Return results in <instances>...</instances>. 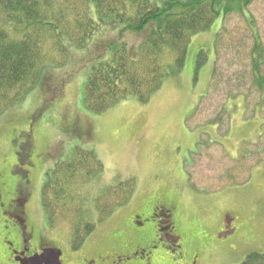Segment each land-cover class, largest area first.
<instances>
[{"label": "rangeland", "instance_id": "obj_1", "mask_svg": "<svg viewBox=\"0 0 264 264\" xmlns=\"http://www.w3.org/2000/svg\"><path fill=\"white\" fill-rule=\"evenodd\" d=\"M244 12L247 17L230 12L192 37L183 68L164 78L146 103L129 98L98 114L84 108L90 65L108 55L102 46L116 37L104 28L84 48L72 49L62 67L44 68L28 95L0 113V172H11L25 146L19 160L29 153L33 176L12 185H40L30 207L33 220L61 251L64 264H76L70 244L79 210L96 214L102 207L85 198L120 185L129 198L108 219L166 205L184 248L176 256L180 263L190 264L193 257L197 264H241L249 253H264V96L251 83L247 22H254L264 52V0L252 1ZM216 33L221 38L214 43ZM171 60L172 55L163 57ZM261 69L264 74V64ZM26 138L30 145L23 144ZM76 152L75 161L88 164L83 155L92 153L101 171L83 182L77 174L86 166H77L75 179L63 186L71 200L52 205L49 196L43 205L46 172L59 170V162Z\"/></svg>", "mask_w": 264, "mask_h": 264}, {"label": "trees", "instance_id": "obj_2", "mask_svg": "<svg viewBox=\"0 0 264 264\" xmlns=\"http://www.w3.org/2000/svg\"><path fill=\"white\" fill-rule=\"evenodd\" d=\"M252 1L0 0V113L28 95L44 68L62 67L72 49L84 48L104 28L113 31L116 37L102 46L103 55H108L90 65L82 97L84 108L98 114L129 98L146 103L164 78L178 74L183 68L192 37L209 30L215 20L230 12L239 11L247 17L244 10ZM247 22L253 40L249 51L251 83L263 97L264 52L254 22L248 18ZM129 34L137 38L136 42L126 39ZM220 38L216 33L214 43ZM203 52L202 49L197 52V67ZM165 55H172L171 62L163 61ZM77 157L76 152L71 159L59 162V170H53V176L42 188L43 205L49 196L52 205L62 204V199L70 201L63 186L75 179L81 167L86 169L77 176L83 182L101 171V164L92 153L83 155L90 160L89 164L86 160L76 162ZM72 169L74 173L70 175ZM118 187L106 188L94 199L85 200L101 205L95 213L107 216L129 198ZM46 214L49 219L50 212ZM92 214L91 210H79L80 220L75 221L71 233L74 246L80 229L89 226L82 216ZM241 264H264V253H249Z\"/></svg>", "mask_w": 264, "mask_h": 264}, {"label": "flooded vegetation", "instance_id": "obj_3", "mask_svg": "<svg viewBox=\"0 0 264 264\" xmlns=\"http://www.w3.org/2000/svg\"><path fill=\"white\" fill-rule=\"evenodd\" d=\"M31 144V139L23 144ZM22 147L17 151V158L10 167L11 172L5 177L0 172V264H40L37 259L45 249L55 248L51 245V237L45 236L44 229L38 221H34L35 213L30 207L35 202L36 186L12 185L17 178L24 181L31 178V164L28 159L19 160ZM53 170L46 172L44 183L53 176ZM26 173L25 177L19 175ZM8 180V183H7ZM45 185H42V188ZM40 201V198H39ZM31 203V204H30ZM33 212V213H32ZM135 212L129 216H107L92 214L82 216V220L92 223L93 227L80 229L79 239L71 250L77 251L76 264H183L177 260L184 253L177 233V223L173 212L164 204H155L149 212ZM96 215V216H95ZM32 217V221H30ZM104 218V219H101ZM45 219V217H44ZM101 219V220H100ZM108 219V220H106ZM108 222L104 229L95 233L96 227L103 221ZM47 222L46 220L44 221ZM84 224L81 223V228ZM61 253V251H60ZM59 261L63 263L62 253ZM190 264H197L193 257Z\"/></svg>", "mask_w": 264, "mask_h": 264}, {"label": "water", "instance_id": "obj_4", "mask_svg": "<svg viewBox=\"0 0 264 264\" xmlns=\"http://www.w3.org/2000/svg\"><path fill=\"white\" fill-rule=\"evenodd\" d=\"M60 250L57 249H45L42 254H39L37 259L40 264H61L59 261Z\"/></svg>", "mask_w": 264, "mask_h": 264}]
</instances>
